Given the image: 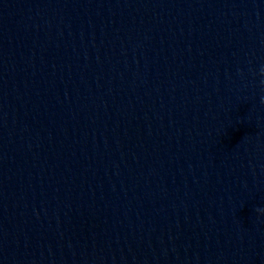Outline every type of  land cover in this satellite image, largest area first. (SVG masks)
I'll use <instances>...</instances> for the list:
<instances>
[{"label": "clouds", "instance_id": "9594fccd", "mask_svg": "<svg viewBox=\"0 0 264 264\" xmlns=\"http://www.w3.org/2000/svg\"><path fill=\"white\" fill-rule=\"evenodd\" d=\"M262 72H264V69H262Z\"/></svg>", "mask_w": 264, "mask_h": 264}]
</instances>
